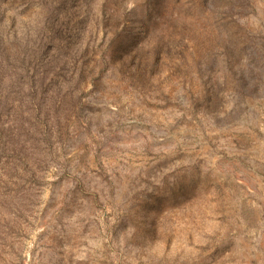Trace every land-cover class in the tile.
<instances>
[{
  "label": "rangeland",
  "instance_id": "obj_1",
  "mask_svg": "<svg viewBox=\"0 0 264 264\" xmlns=\"http://www.w3.org/2000/svg\"><path fill=\"white\" fill-rule=\"evenodd\" d=\"M0 264H264V0H0Z\"/></svg>",
  "mask_w": 264,
  "mask_h": 264
}]
</instances>
